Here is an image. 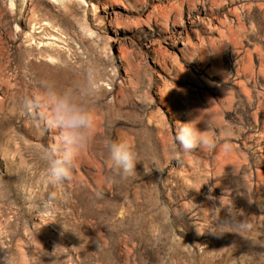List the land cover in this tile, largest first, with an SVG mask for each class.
Listing matches in <instances>:
<instances>
[{
	"label": "rangeland",
	"instance_id": "obj_1",
	"mask_svg": "<svg viewBox=\"0 0 264 264\" xmlns=\"http://www.w3.org/2000/svg\"><path fill=\"white\" fill-rule=\"evenodd\" d=\"M86 58L104 70L95 132L53 186L41 157L58 131L38 140L21 102L73 86ZM197 116L214 146L173 153ZM124 134L158 170L120 174L103 142ZM0 186L12 264H264V0H0ZM235 206L248 230L209 231Z\"/></svg>",
	"mask_w": 264,
	"mask_h": 264
},
{
	"label": "clouds",
	"instance_id": "obj_2",
	"mask_svg": "<svg viewBox=\"0 0 264 264\" xmlns=\"http://www.w3.org/2000/svg\"><path fill=\"white\" fill-rule=\"evenodd\" d=\"M103 71L94 61L86 58L81 64L79 79L73 86L61 88L53 82L40 81L42 91L34 97H25L21 102V114H39L48 129L58 131L55 144L44 149L41 157L47 164L43 179L50 185L62 186L65 181L72 179L76 157L93 139L95 118L89 102L99 100L102 96ZM201 122L197 116L188 122L177 123L171 145L173 153L182 151L189 154L197 147L214 146V137L210 134L211 125L205 122L207 127L201 130L198 127ZM225 134L231 135L230 132ZM103 145L108 159L125 178L137 173L136 166L139 163L143 164L145 174L151 173L153 169L158 170V162L155 159L150 163L139 160L137 152L126 142L106 139ZM224 147L226 150L230 149L229 144H225ZM228 188H225L220 197L209 195L208 198L218 199L220 207ZM100 195L97 193V198ZM160 212L167 222L166 207H161ZM223 212L225 213L223 218L214 217L209 231L223 235L232 229L243 232L251 227L242 209L236 206L225 207ZM212 228L218 231H213ZM0 251L4 253L2 264H12L7 251L2 248Z\"/></svg>",
	"mask_w": 264,
	"mask_h": 264
},
{
	"label": "bare ground",
	"instance_id": "obj_3",
	"mask_svg": "<svg viewBox=\"0 0 264 264\" xmlns=\"http://www.w3.org/2000/svg\"><path fill=\"white\" fill-rule=\"evenodd\" d=\"M32 38H34V37H32ZM31 57H32V55H29V56H28V58H31ZM42 124H43V120L41 119V117L38 116L36 122H31V125H30V126H29V125H26V126L28 127L29 130H31L32 127H37V139H38V140L42 138V133H41L40 131H38L39 126L42 125ZM50 131H51V130H50ZM53 131H54V130H53ZM119 139H120V141L126 142V143L129 144V145L131 144V138H130L129 135L124 134L123 136H120ZM97 168L99 169V165L97 166ZM67 188H68L69 193H70L72 196H74L75 193H76L77 190H78V186H77V185H73L72 183H69V185H68ZM90 191L95 192L96 190L90 188Z\"/></svg>",
	"mask_w": 264,
	"mask_h": 264
}]
</instances>
